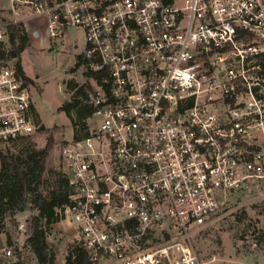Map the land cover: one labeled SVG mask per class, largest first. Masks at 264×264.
Instances as JSON below:
<instances>
[{"label":"built area","instance_id":"2783aa9c","mask_svg":"<svg viewBox=\"0 0 264 264\" xmlns=\"http://www.w3.org/2000/svg\"><path fill=\"white\" fill-rule=\"evenodd\" d=\"M11 2L0 15V146L42 125L5 54L12 28L46 18L54 44L82 31L74 93L83 87L90 111L61 146L69 201L56 215L95 264H203L193 236L232 193L264 182V0ZM19 249L0 247L15 259Z\"/></svg>","mask_w":264,"mask_h":264},{"label":"rangeland","instance_id":"374dc122","mask_svg":"<svg viewBox=\"0 0 264 264\" xmlns=\"http://www.w3.org/2000/svg\"><path fill=\"white\" fill-rule=\"evenodd\" d=\"M11 6L10 0H0V7L9 9ZM41 28L40 37L33 36L29 28L26 29L30 45L21 56L25 71L34 79L31 91L41 119V129L17 144L1 145L0 151L17 152L25 145H35L38 150L46 148V177L53 181L55 177L51 174L66 172L61 146L65 139L73 137L74 126L81 119L75 110L72 117L59 108L72 100L75 94V88H69L70 82L75 87L84 84L85 75L76 66V59L84 50L85 36L82 31L71 30L65 43L54 44L50 43L44 26ZM75 37L78 47L72 43ZM10 46L8 44V49ZM31 216L32 211L28 209L0 222V247L11 242L20 244L18 259L4 256L0 251V264L17 260L38 264L36 256L26 245L31 231ZM193 240L203 264H264V182L232 193L229 210L203 225ZM48 242L57 252L55 264H66L69 249L78 245L72 226L64 220L49 228ZM98 264L108 263L102 261Z\"/></svg>","mask_w":264,"mask_h":264},{"label":"trees","instance_id":"16d2710c","mask_svg":"<svg viewBox=\"0 0 264 264\" xmlns=\"http://www.w3.org/2000/svg\"><path fill=\"white\" fill-rule=\"evenodd\" d=\"M8 58L15 61L17 70L28 83L34 80L27 76L22 65V53L30 45V37L25 26H14L9 37ZM69 88H75L73 82ZM83 87L77 89L75 97L66 101L59 109L66 110L73 117L75 110L84 118L90 111L88 104L78 98ZM26 140V139H25ZM48 150H38L35 145H25L17 152L0 151V222L7 216L14 217L24 210L32 211L31 231L26 245L38 260V264H55L57 252L48 242L49 228L58 222L56 208L69 201L68 179L63 171L46 177ZM49 175V176H51ZM11 242V241H10ZM66 264H95L89 253L80 245L69 249ZM2 264H26L23 260Z\"/></svg>","mask_w":264,"mask_h":264},{"label":"crops","instance_id":"0c3cea01","mask_svg":"<svg viewBox=\"0 0 264 264\" xmlns=\"http://www.w3.org/2000/svg\"><path fill=\"white\" fill-rule=\"evenodd\" d=\"M11 1V0H10ZM10 9V8H9ZM8 8L7 9H4L3 7H0V12H5L6 10H9ZM29 10L26 8V9H24V14H28L29 12H28ZM25 26H26V29L27 28H29L28 29V31H30V32H32V35L33 36H35V37H40L41 35H42V32H41V27L42 26H44V29H46V18H43V17H31V18H29L27 21H26V24H25ZM36 29H38L39 31H40V35L39 36H36V35H34V30H36ZM47 34V33H46ZM48 37V36H47ZM49 39V38H48ZM66 40L67 39H65L63 42L65 43L66 42ZM76 40H77V38H76ZM50 41V40H49ZM51 43V42H50ZM73 45L75 46V47H78L77 45H75L76 43H75V41L73 40ZM24 52V51H23ZM23 65V64H22ZM23 68H24V66H23ZM24 70H25V68H24ZM26 72V71H25ZM26 74H27V72H26ZM27 76H29L30 78H32L33 79V77H31L30 75H28L27 74ZM34 80V79H33ZM36 80V79H35ZM32 86H33V84H32ZM37 108V107H36ZM38 111V110H37ZM39 114V113H38Z\"/></svg>","mask_w":264,"mask_h":264}]
</instances>
